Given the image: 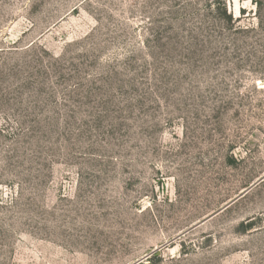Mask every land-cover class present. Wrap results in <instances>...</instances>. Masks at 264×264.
<instances>
[{
  "label": "rangeland",
  "instance_id": "374dc122",
  "mask_svg": "<svg viewBox=\"0 0 264 264\" xmlns=\"http://www.w3.org/2000/svg\"><path fill=\"white\" fill-rule=\"evenodd\" d=\"M0 264H264V0H0Z\"/></svg>",
  "mask_w": 264,
  "mask_h": 264
}]
</instances>
